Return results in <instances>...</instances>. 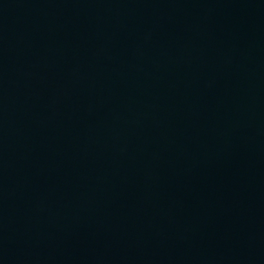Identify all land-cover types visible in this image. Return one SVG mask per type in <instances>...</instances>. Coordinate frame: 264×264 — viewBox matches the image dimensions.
Wrapping results in <instances>:
<instances>
[{"label": "water", "instance_id": "obj_1", "mask_svg": "<svg viewBox=\"0 0 264 264\" xmlns=\"http://www.w3.org/2000/svg\"><path fill=\"white\" fill-rule=\"evenodd\" d=\"M0 264H264V0H0Z\"/></svg>", "mask_w": 264, "mask_h": 264}]
</instances>
